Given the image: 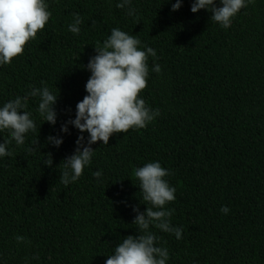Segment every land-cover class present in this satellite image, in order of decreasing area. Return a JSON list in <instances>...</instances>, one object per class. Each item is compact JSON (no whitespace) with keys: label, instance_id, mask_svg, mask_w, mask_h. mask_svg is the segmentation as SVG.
I'll use <instances>...</instances> for the list:
<instances>
[{"label":"trees","instance_id":"16d2710c","mask_svg":"<svg viewBox=\"0 0 264 264\" xmlns=\"http://www.w3.org/2000/svg\"><path fill=\"white\" fill-rule=\"evenodd\" d=\"M119 2L45 0V29L0 66V107L33 88L47 86L58 96L55 125L40 116V97H29L24 111L36 131L23 145L0 131L12 152L0 157V264H105L124 238L142 234L133 209L151 205L134 169L149 162L169 170L165 179L176 189L165 207L174 209L171 224L182 239L150 226L157 246L168 249L166 264H264V0L242 8L227 29L206 9L193 13L194 0H182L176 11V0H131L123 9ZM76 14L79 34L69 31ZM113 28L138 38L140 50L156 51L140 97L160 115L144 129L113 134L108 145L92 144L91 164L66 187L64 161L79 136L84 146L89 139L68 121L88 94L95 47ZM49 136L63 143L57 147ZM48 153L51 167L44 164Z\"/></svg>","mask_w":264,"mask_h":264},{"label":"clouds","instance_id":"9594fccd","mask_svg":"<svg viewBox=\"0 0 264 264\" xmlns=\"http://www.w3.org/2000/svg\"><path fill=\"white\" fill-rule=\"evenodd\" d=\"M181 3L182 0H176L172 11L178 10ZM251 3L254 0H220L222 6L217 7L215 0H194L191 11L197 13L206 9L211 13L212 21L227 29L231 27L233 17ZM129 5L131 0H121L116 6L123 9ZM128 15L135 16L136 10L129 7ZM50 16L45 0H0V66L10 65L16 57L23 55L28 43L45 29ZM82 22L80 15L76 14L73 23L69 25V31L79 34ZM140 45L141 41L135 36L113 28L103 45L95 47L97 54L87 64V69L91 72L85 86L88 94L77 103L75 119L68 121L81 133L87 132L89 139L87 146H84L85 137L79 136L75 153L64 161L60 182L66 187L76 182L83 175L85 166L91 164L94 155L92 144L102 141L103 145H108L113 134L126 133L130 129H144L160 115L158 109L153 111L140 97L148 86L149 57L157 56L152 47H146L145 51L140 50ZM152 70L160 73L161 67L155 64ZM36 96L40 97V116L44 121L55 125L57 113L54 105L58 96L52 94L47 86L33 88L27 95L17 96L0 107V131L10 130L17 145L24 144L27 133L36 131L31 113L24 111L29 97ZM61 131L68 132L67 124L62 126ZM46 140L57 147L63 143L61 138L52 136ZM9 142L0 143V157L12 155L7 150ZM36 148L38 147L34 146L28 151L32 152ZM52 163L51 153H48L44 164L51 167ZM93 175L99 180L102 173L96 171ZM169 175L170 171L159 162H149L134 169L142 199L151 207H146L144 212H140L138 207L133 209L137 213L133 223L142 234L124 238L115 247L114 253L108 256L105 264H166L169 259L168 249L157 246L158 237L150 231V226L173 233L177 240L182 239V229L171 224L174 209L165 207L176 199V189L170 187L165 179ZM228 211L226 206L221 208L224 214ZM16 240L21 243L25 237L17 236ZM35 258L39 259L38 256Z\"/></svg>","mask_w":264,"mask_h":264}]
</instances>
